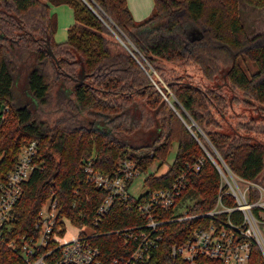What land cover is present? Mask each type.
Returning <instances> with one entry per match:
<instances>
[{"label": "trees", "instance_id": "obj_1", "mask_svg": "<svg viewBox=\"0 0 264 264\" xmlns=\"http://www.w3.org/2000/svg\"><path fill=\"white\" fill-rule=\"evenodd\" d=\"M240 1L154 0L152 16L137 23L127 0H0L1 177L24 146L38 145V168L14 208L13 237L33 232L39 210L52 197L73 225L88 223L106 196L86 182L88 163L95 172L112 174L131 160L147 172L166 162L174 144L169 169L147 175L144 186L167 188L185 173L192 212L215 205L220 159L236 176L264 188V34H247ZM242 1L264 8V0ZM62 5L72 9L74 23L67 40L57 43L52 6ZM189 70L214 84H195ZM237 106L243 113L236 115ZM233 116L244 120L233 125L227 120ZM138 130H156L157 136L150 145L135 146L125 137ZM199 161V172L188 169ZM140 222L127 202L116 200L100 230ZM169 227L159 264L174 263L167 249L196 225ZM94 242L107 261L130 246L123 234ZM0 264L24 262L0 241ZM251 264H263L258 250Z\"/></svg>", "mask_w": 264, "mask_h": 264}, {"label": "built area", "instance_id": "obj_2", "mask_svg": "<svg viewBox=\"0 0 264 264\" xmlns=\"http://www.w3.org/2000/svg\"><path fill=\"white\" fill-rule=\"evenodd\" d=\"M103 22L133 54L111 23ZM37 155V142L32 141L22 148L14 167L4 177L0 175V241L18 252L24 264H159L163 243L171 231L169 225L189 221H195V229L167 249L174 260L172 264H251L256 250L264 264V188L233 174L221 159V166L215 163L221 186L210 210L192 212L194 200L184 196L185 173L167 188L146 187L135 197L130 188L141 171L131 160H124L112 174L95 172L88 163L84 169L86 182L106 193L88 223L73 225L52 197L39 210L33 232L13 237L14 208L21 198L23 185L38 168ZM201 165L199 161L188 169L199 172ZM116 200L127 202V208L135 210L141 222L117 230H100ZM69 227L75 228L77 235L66 240ZM106 234L125 235L130 243L128 253L105 260L94 240Z\"/></svg>", "mask_w": 264, "mask_h": 264}, {"label": "rangeland", "instance_id": "obj_3", "mask_svg": "<svg viewBox=\"0 0 264 264\" xmlns=\"http://www.w3.org/2000/svg\"><path fill=\"white\" fill-rule=\"evenodd\" d=\"M127 2L131 10V13L137 23H141L152 16L154 11V0H127ZM239 4H240L239 5L240 18L246 29L247 34L251 37L258 33L264 34V30H251L252 26L255 27L256 21L261 20L264 23V19L260 18L259 20V17L257 15L255 16L253 15V13L249 14L248 12H245L244 6L247 7L248 5H246L242 0L240 1ZM52 13L56 14L58 20V27L54 35V40L57 43L65 42L67 40V28L74 23L73 11L69 6L63 5V6H53ZM115 39L118 40L116 37ZM248 65L252 68V70L255 69L253 66H251L252 65L251 63H248ZM188 73L190 74V76H192V81L197 85L204 87L207 85L212 86L214 84L213 82L206 80L203 76H201L200 74H198L193 70H189ZM19 89L17 90V94L22 98V93L19 92ZM235 108H236V115L243 113L241 107L237 106ZM227 120L228 122H231L234 125L237 121L244 119L238 118V116H233L232 118L228 117ZM156 133H157L156 130H150V131L138 130L135 133L127 135L125 138L128 142H130L132 145L135 146L150 145L153 143L154 138L157 136ZM176 152H177V144H174L173 149L170 152L166 162L164 163L156 162L153 164V166H151L148 169L147 172H141L139 176L135 178V180L131 184V188H130L131 194L137 197L146 190V187L144 186L143 182L147 175L152 173L161 175L165 173L173 163ZM76 235H77V230L73 227H69L66 232L65 239L66 240L73 239L75 238Z\"/></svg>", "mask_w": 264, "mask_h": 264}, {"label": "crops", "instance_id": "obj_4", "mask_svg": "<svg viewBox=\"0 0 264 264\" xmlns=\"http://www.w3.org/2000/svg\"><path fill=\"white\" fill-rule=\"evenodd\" d=\"M63 6V5H62ZM65 6V5H64ZM129 6V5H128ZM53 7V6H52ZM130 9V8H129ZM131 11V10H130ZM244 11L245 12H248L249 14L253 13V15H257L259 17V20L260 18H263L264 19V8H251L250 6H244ZM261 21V20H260ZM256 21L255 22V27L252 26V29L251 30H264V23L263 21ZM69 28V27H68ZM67 28V29H68ZM259 34V33H258Z\"/></svg>", "mask_w": 264, "mask_h": 264}, {"label": "water", "instance_id": "obj_5", "mask_svg": "<svg viewBox=\"0 0 264 264\" xmlns=\"http://www.w3.org/2000/svg\"><path fill=\"white\" fill-rule=\"evenodd\" d=\"M50 53L52 54V52H50ZM52 56H53V58H55L54 55H52Z\"/></svg>", "mask_w": 264, "mask_h": 264}]
</instances>
